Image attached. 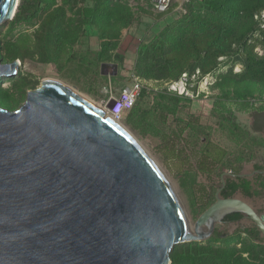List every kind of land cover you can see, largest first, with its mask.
I'll list each match as a JSON object with an SVG mask.
<instances>
[{"label":"rangeland","instance_id":"obj_1","mask_svg":"<svg viewBox=\"0 0 264 264\" xmlns=\"http://www.w3.org/2000/svg\"><path fill=\"white\" fill-rule=\"evenodd\" d=\"M235 1L243 11L228 17L236 26L228 42L230 53L221 56L204 45L195 50L192 30L182 35L180 28L191 22L190 17L156 16L148 0H19L18 8L23 2L25 9L19 14L17 8L12 20L0 24V59L4 64L19 62L17 75L0 79V105L17 110L29 91L39 88L45 79H54L110 115L111 104H104L108 96L102 84L107 81L101 63H115L117 75L112 80L116 83L112 84L117 90L138 73L144 79L146 96L141 93L136 105L143 108L145 117L138 129L129 121V114L120 123L159 165L193 226L221 183L218 171L208 176L200 170L205 146L224 148V165L236 168L256 148L264 147V139L251 135L248 121L251 113L264 109V9L256 12L255 4ZM192 9L191 14L208 16L206 24L217 23L219 17L209 14L206 5L196 4ZM187 15L188 11L183 16ZM91 35L98 39L99 50H80L79 45ZM167 37L170 41L165 42ZM178 38L186 45L176 55H201L180 75L174 64L166 68L145 58V50L154 53L155 43L167 51ZM170 57L172 60V54ZM206 57L209 65L204 67ZM252 58L263 63L261 74L252 73ZM105 70L113 72L114 68ZM183 76L192 91L189 95H181ZM165 92L182 97L175 112L164 106L161 94ZM216 229L229 238L214 245H232L252 259L250 264H264V244L240 233L244 230L240 223L219 224ZM188 244L176 245L179 254H187ZM189 262L186 259L185 264Z\"/></svg>","mask_w":264,"mask_h":264},{"label":"water","instance_id":"obj_2","mask_svg":"<svg viewBox=\"0 0 264 264\" xmlns=\"http://www.w3.org/2000/svg\"><path fill=\"white\" fill-rule=\"evenodd\" d=\"M19 0H0V24ZM4 64L0 79L18 74ZM102 71L114 68L103 64ZM215 202L192 226L159 165L103 108L45 79L17 110L0 105V264H171L182 243L209 240L233 214L264 237V210Z\"/></svg>","mask_w":264,"mask_h":264},{"label":"trees","instance_id":"obj_3","mask_svg":"<svg viewBox=\"0 0 264 264\" xmlns=\"http://www.w3.org/2000/svg\"><path fill=\"white\" fill-rule=\"evenodd\" d=\"M247 1L252 3V5L255 4L257 10L256 12H260L264 9V0ZM196 4H199L200 6L206 5V7L211 10L208 12L209 14H216L219 17L218 19H216L217 23L211 24L210 26L209 24H206L208 22L206 21V18L208 17L207 15L198 17V15H195L193 13L191 14V11L193 10L192 8ZM240 5L241 4L239 2H236L235 0H193V2L188 5L187 16L184 17L176 14L171 15L175 16V19L190 17L191 22L188 23L187 26L181 27L180 32L183 35L187 34L189 30H192V47H194L195 50H198V47L204 45L218 50L217 53L221 56H227L230 53L228 44L229 38L234 33V28L236 26L228 17L235 16L242 12L243 10ZM19 8V14H21L22 10L25 9L23 2L21 6H19ZM221 14H225L226 16H221ZM224 23L226 24L224 25V27H222ZM164 41L168 42L170 40L167 37ZM174 42L176 44H174ZM184 42L185 40L183 38H178L175 41H172V44L174 45L171 44L170 46H168L167 51H164V46L162 44L155 43L153 46L154 53L151 55L149 50H145V58L152 59V61L154 62L159 61L162 65H165L166 68H170L171 65L174 64L176 65V68L179 69L180 75L183 71L186 70V68L190 67L189 64H192L193 62L201 59L200 54L192 57L176 55L175 51L178 54L179 52L183 53L185 51L186 44ZM162 51H164L165 54L159 57L158 53H162ZM171 54L172 60L170 57ZM206 60L207 61L205 62L204 67H206V63L207 65H209L207 57ZM254 60L255 59L252 58L250 63V67L253 68L252 73L261 74L262 71L260 70V68H262L263 63L259 60L256 62ZM195 66L196 65H193L194 68ZM148 73L149 72H147V74ZM137 76L142 81L144 80L138 73ZM141 96H146V87L143 89ZM161 97L163 99V102L166 103V105H164L166 109H170L173 112L176 111V108L182 98L180 96H177L176 94H168L166 92L162 93ZM143 117H145L143 108L138 104L129 113V121L133 124V127L135 129H138L139 126H141ZM201 154L200 170L208 176H212L216 171H218L219 175L222 176L226 172V169H228V167L224 165L227 153H220L218 148H214L212 145L210 146L209 144H207ZM240 167L242 168V165ZM241 168H236L234 166L232 168L233 174H239ZM220 187L221 183L219 188ZM238 191H241L247 197L258 195V192H254L252 190V185L250 182H247L243 179H236L233 176H228L226 178V186L221 193L222 197L226 199L231 198L235 196ZM215 194L216 192L214 193L213 198L210 200L208 207L215 202ZM243 217L244 215L242 214L229 215L225 218V223L229 224L232 222H237ZM240 233L246 234L251 240L259 244L264 243V237L261 236V233L257 227L240 230ZM227 238H229V235L227 233L219 232L216 229L213 236L209 240H207L208 244L196 242L189 243L186 248L187 254L185 256L179 254L177 247L175 246L171 252V264H185L186 259L187 261H190V264H250L249 261H252V259L249 257H245L244 252L232 247V245H225L221 247L214 245L221 243Z\"/></svg>","mask_w":264,"mask_h":264},{"label":"crops","instance_id":"obj_4","mask_svg":"<svg viewBox=\"0 0 264 264\" xmlns=\"http://www.w3.org/2000/svg\"><path fill=\"white\" fill-rule=\"evenodd\" d=\"M82 43L84 46L79 45L78 48L79 49L81 48L80 50L88 49V47H90L89 51L97 52L100 48L99 41L95 36H92L89 39H85L84 41H82ZM103 64L104 63H101V66ZM107 64L115 65V63H107ZM101 74L103 75L104 78H106L107 81L106 84H102L103 88L107 85H111L117 91L118 88L115 87L116 84H112L114 82L112 79L115 77L111 75L112 72H109V70H103ZM248 121H249V127H250L249 130L251 132V135L254 137H258V139H264V109L256 110L255 112L251 113ZM218 149L220 153L226 154L224 148L220 147ZM232 168L233 167H228V169H226V172H230L233 174ZM239 174L245 175V177L240 179L250 182L252 185V190L254 192H258V195H255L253 197H247L241 191H238L239 192L238 197L248 202L252 207H254V209L258 213H262L264 210V147L256 148V151H254L251 156L244 158V162ZM232 223H240V227L243 229L256 227L253 224V222L249 219L242 218L241 220ZM238 226L239 225H237V227Z\"/></svg>","mask_w":264,"mask_h":264},{"label":"built area","instance_id":"obj_5","mask_svg":"<svg viewBox=\"0 0 264 264\" xmlns=\"http://www.w3.org/2000/svg\"><path fill=\"white\" fill-rule=\"evenodd\" d=\"M150 4L151 11L156 16H164L168 14H176L183 16L187 14V5L191 0H148ZM188 79L186 76H183L180 81L183 85L184 92L186 95H189L188 92H192L187 88ZM143 81L135 74L132 75L130 81L122 86L119 90H115L113 86L107 85L103 88L104 93L107 94L108 99L103 103L105 105L111 104L108 109V113L116 121L121 122L135 107L136 102L138 101L143 89ZM175 90V87H173Z\"/></svg>","mask_w":264,"mask_h":264},{"label":"bare ground","instance_id":"obj_6","mask_svg":"<svg viewBox=\"0 0 264 264\" xmlns=\"http://www.w3.org/2000/svg\"><path fill=\"white\" fill-rule=\"evenodd\" d=\"M103 110H104V109H103ZM106 114H107V113H106ZM107 116H110V115L107 114ZM110 117H111V116H110ZM112 118H113V117H112ZM113 119H114V118H113ZM114 120H115V119H114ZM115 121H116V120H115ZM116 123L119 124L121 127H123L119 121H116ZM123 128H124V127H123ZM124 129H125V128H124Z\"/></svg>","mask_w":264,"mask_h":264}]
</instances>
